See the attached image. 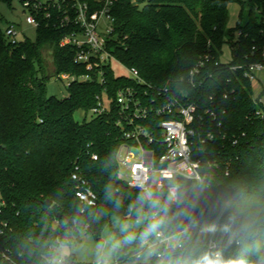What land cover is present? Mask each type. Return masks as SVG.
<instances>
[{
  "label": "trees",
  "instance_id": "obj_1",
  "mask_svg": "<svg viewBox=\"0 0 264 264\" xmlns=\"http://www.w3.org/2000/svg\"><path fill=\"white\" fill-rule=\"evenodd\" d=\"M231 1L116 0L112 8L115 55L136 67L146 81L167 86L176 96L197 103L201 111L209 108L216 115H205L200 129L214 135L201 152L203 181L178 177L177 203L170 202L167 189L153 190L158 206L151 211L137 201L142 190L120 179L117 115L75 119L77 111L87 115L97 105L96 96L105 86L76 81L67 86L66 97L49 93L51 77L85 71L73 61L75 48L61 45L74 27L55 25L59 12L52 9V19L38 16L41 24L34 39L26 36L12 44L0 28V191L8 203L4 218L14 230L2 244L22 255L20 264H52L56 248L70 245L80 230L101 238L114 221L130 225L114 250L123 264H196L210 240L220 245L226 260L264 264V103L262 96L254 98L253 83L244 70L231 69L262 59L264 18L256 13L264 12V0H241V20L227 30ZM236 32L238 38L231 40L234 59L222 63L223 42ZM205 55L211 58L194 87L189 73ZM107 80L111 97L119 87L134 84L111 70ZM233 136L239 137L238 145L232 144ZM91 152L98 153L99 160H92ZM76 161L98 195L96 206H84L75 195L71 174ZM47 199L51 206L45 204ZM154 212L159 226L145 237ZM59 213L75 225L60 219ZM139 218L143 223L132 227ZM157 231H185L183 247L148 261L135 257L141 243L155 238ZM73 262V254L65 256V264Z\"/></svg>",
  "mask_w": 264,
  "mask_h": 264
},
{
  "label": "built area",
  "instance_id": "obj_2",
  "mask_svg": "<svg viewBox=\"0 0 264 264\" xmlns=\"http://www.w3.org/2000/svg\"><path fill=\"white\" fill-rule=\"evenodd\" d=\"M21 2L27 11L25 22L35 29L41 24L38 18L40 14L44 19L53 18L52 9L59 12L55 25L74 27L63 37L61 45H72L75 48L73 61L76 65L84 67L85 71L80 74L65 72L58 76L67 86L76 81H98L105 86L103 93L96 96L97 105L89 112L96 116L113 113L117 115L115 124L120 128L121 142L116 158L120 172L128 173V179L123 181H126L129 187L150 190L152 193L153 190L167 189L170 202L177 203L180 192L178 177L198 183L203 181L205 161L201 152H205L207 140L213 139L214 135L211 132L203 134L200 129L204 124L205 115L211 114L213 119H216V115L209 108L201 111L197 103L176 96L167 86L159 87L146 81L136 67L127 66L115 55L111 41L116 32V19L112 14L116 0H94L92 4L87 0H21ZM4 33L9 42L16 44L21 41L19 36L23 30L18 28L17 24L11 23L5 28ZM260 53L262 58L260 61L233 65L231 69H243L246 78L252 83L257 82L258 74L264 72V46L261 47ZM210 58V55H205L190 71L188 80L192 86H197L195 78ZM113 61L129 72L128 75L120 77L127 78L134 84L119 87L115 96L111 97L106 89L107 72L111 70L119 77L113 69ZM215 65H219V61H216ZM225 97H228V94H225ZM257 114L261 115V112L258 111ZM221 126L222 122L219 121L218 127ZM226 136L224 133L223 138ZM231 142L238 145L239 137L233 136ZM90 156L94 161L99 160L98 153L91 152ZM208 164L212 165L210 162ZM214 166L219 165L215 162ZM71 177L75 183V195L80 202L84 206H96L98 195L78 161L74 165ZM7 207L8 203L0 191V264H20L18 260L22 255L2 244L14 231L10 221L4 218ZM153 216L157 218L158 212L150 214L149 218L153 219ZM139 220L143 223L142 219ZM184 232L166 234L157 231L155 238L145 239L141 243L134 256L148 261L182 248ZM233 243L234 240L229 241V244ZM61 247L60 245L56 248L52 264H65V255L57 257ZM207 253H219L222 256L221 247L214 240L209 241ZM71 264L123 263L114 259Z\"/></svg>",
  "mask_w": 264,
  "mask_h": 264
},
{
  "label": "rangeland",
  "instance_id": "obj_3",
  "mask_svg": "<svg viewBox=\"0 0 264 264\" xmlns=\"http://www.w3.org/2000/svg\"><path fill=\"white\" fill-rule=\"evenodd\" d=\"M10 1V3L8 2ZM246 1V0H242ZM243 5L241 0H233L229 4V18L227 21V30L234 29L238 26L239 21L241 20V11ZM248 12V7L245 8V13ZM258 19L264 18V12L256 13ZM27 15L26 9L23 7V3L21 0H0V28L2 31L7 28V26L11 23L17 24V27L23 30V33L19 36V40L24 39V37H29L34 39L36 29L35 27L28 25L25 22V18ZM245 20V18H244ZM238 32L235 33L234 37L228 34L223 42L221 47L220 59L222 63L230 64L233 59V48L231 40H236ZM113 69L117 76H125L128 75L129 72L124 67L120 66L116 61L112 62ZM262 81H255L253 83L254 86V98L261 97V100L264 103V95H261L264 90V78H261ZM49 93L55 95L59 98L66 97L68 95L67 85L63 79L59 78V76L51 77L48 83ZM87 117L90 119L92 117V113L89 112L87 115L84 110H79L75 113V119L78 122H83V120ZM138 157L140 156L138 153L136 154ZM120 179L127 180L128 173L126 171L120 172ZM125 221H114L112 227H108L104 230L101 238H96L93 234L87 233L85 230H80L79 235L74 236V240L72 243L63 245L58 251L57 257L63 255L73 254L75 260L81 263H93L97 261H106V260H114L117 256L115 251L116 248L120 245V235L125 233L121 231L120 224ZM127 222V221H126ZM129 224V222H127ZM139 224L134 222V228L138 227ZM130 228V227H129ZM115 229H118L116 231ZM117 259V258H116Z\"/></svg>",
  "mask_w": 264,
  "mask_h": 264
},
{
  "label": "clouds",
  "instance_id": "obj_4",
  "mask_svg": "<svg viewBox=\"0 0 264 264\" xmlns=\"http://www.w3.org/2000/svg\"><path fill=\"white\" fill-rule=\"evenodd\" d=\"M111 193H109V197ZM137 201L141 204L142 207L145 205L151 211L158 206V200L154 199L153 193L150 190H142L137 197ZM117 201V205H119ZM131 207V206H130ZM137 224L141 223V220L136 221ZM159 226V220L153 216L152 222L148 223L144 229L143 235L147 237L150 233L155 232ZM130 225L125 221L120 224L122 232L128 231ZM146 242V241H145ZM196 264H247L245 261H236V260H226L219 253H205Z\"/></svg>",
  "mask_w": 264,
  "mask_h": 264
},
{
  "label": "water",
  "instance_id": "obj_5",
  "mask_svg": "<svg viewBox=\"0 0 264 264\" xmlns=\"http://www.w3.org/2000/svg\"><path fill=\"white\" fill-rule=\"evenodd\" d=\"M45 204L47 206H51L52 205V201L50 199H47L45 201ZM58 216H59L60 219L65 220V222H67L70 226H74L75 225V222L72 219H70L69 217L65 216L64 214L59 213Z\"/></svg>",
  "mask_w": 264,
  "mask_h": 264
},
{
  "label": "crops",
  "instance_id": "obj_6",
  "mask_svg": "<svg viewBox=\"0 0 264 264\" xmlns=\"http://www.w3.org/2000/svg\"><path fill=\"white\" fill-rule=\"evenodd\" d=\"M261 78H264V72H260V73L258 74V81H259V82L262 81ZM65 256H67V254H66Z\"/></svg>",
  "mask_w": 264,
  "mask_h": 264
}]
</instances>
